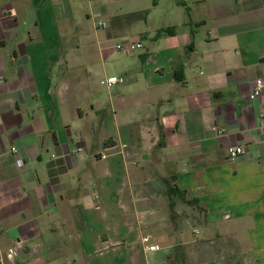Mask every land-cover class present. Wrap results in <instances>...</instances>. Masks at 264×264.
Returning a JSON list of instances; mask_svg holds the SVG:
<instances>
[{"label": "crops", "instance_id": "1", "mask_svg": "<svg viewBox=\"0 0 264 264\" xmlns=\"http://www.w3.org/2000/svg\"><path fill=\"white\" fill-rule=\"evenodd\" d=\"M259 79L264 0H0V264H264Z\"/></svg>", "mask_w": 264, "mask_h": 264}, {"label": "built area", "instance_id": "2", "mask_svg": "<svg viewBox=\"0 0 264 264\" xmlns=\"http://www.w3.org/2000/svg\"><path fill=\"white\" fill-rule=\"evenodd\" d=\"M103 25H104L103 22L98 23L99 27H101ZM142 48H143V44L141 42L134 43L131 41H126V42L120 41V42L116 43V45H115V51L117 53H120V54H130V53H132L136 50L142 49ZM122 81H123V79L118 77V76H111L107 79L101 80V84L106 85V86H111V85H114V84L122 82ZM263 88H264L263 80H261V79L257 80L255 82V86H254L252 92L249 95L250 99H256V98L260 97L262 95ZM224 131H225L224 129H217L218 134H223ZM14 152H16V150ZM243 152H244V150H243V147H241V146L236 147V148H230L228 150V154H229L230 158H232V159L239 157ZM105 157L106 156H104V155L101 156V158H105ZM19 165L20 166L24 165L22 159L19 160ZM96 197H98V196H96ZM143 242L149 243L150 237L145 236L143 238ZM158 249H159V247L157 245L149 246L150 251H155ZM15 255H16V249L12 248L6 254V258L8 260H13Z\"/></svg>", "mask_w": 264, "mask_h": 264}, {"label": "trees", "instance_id": "3", "mask_svg": "<svg viewBox=\"0 0 264 264\" xmlns=\"http://www.w3.org/2000/svg\"><path fill=\"white\" fill-rule=\"evenodd\" d=\"M147 12L144 13H131L119 17H115L112 19V23H119L120 21L123 22H133V21H139V20H144L146 18ZM170 32L168 29L160 30L157 32V36H161L164 34H169ZM175 78L178 82H182L184 79V70H183V64H175ZM166 180V179H165ZM168 183V180H166ZM170 183V181H169ZM168 183V191H169V196L171 197V207H174L172 196H179L181 199H184V192L178 189L176 186H172L171 184Z\"/></svg>", "mask_w": 264, "mask_h": 264}, {"label": "rangeland", "instance_id": "4", "mask_svg": "<svg viewBox=\"0 0 264 264\" xmlns=\"http://www.w3.org/2000/svg\"><path fill=\"white\" fill-rule=\"evenodd\" d=\"M136 43V42H134ZM140 50H137L135 52H139ZM97 93L103 96H108L109 95V91L105 86H102L98 81H97Z\"/></svg>", "mask_w": 264, "mask_h": 264}]
</instances>
